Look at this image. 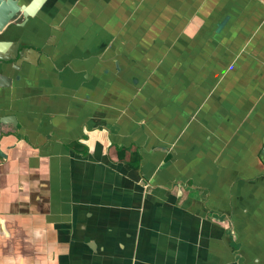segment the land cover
Wrapping results in <instances>:
<instances>
[{
    "label": "crops",
    "instance_id": "1",
    "mask_svg": "<svg viewBox=\"0 0 264 264\" xmlns=\"http://www.w3.org/2000/svg\"><path fill=\"white\" fill-rule=\"evenodd\" d=\"M22 19L0 32L39 52L0 62V264H264V0Z\"/></svg>",
    "mask_w": 264,
    "mask_h": 264
},
{
    "label": "water",
    "instance_id": "2",
    "mask_svg": "<svg viewBox=\"0 0 264 264\" xmlns=\"http://www.w3.org/2000/svg\"><path fill=\"white\" fill-rule=\"evenodd\" d=\"M46 0H31L28 4H20L18 0H0V32H3L16 19L23 18L18 25H24L28 19L35 16ZM30 50L39 54L35 49L20 47L19 42L0 40V62L13 63L19 69L24 61L32 62L27 58ZM33 63V62H32ZM12 78L0 72V86L11 85Z\"/></svg>",
    "mask_w": 264,
    "mask_h": 264
}]
</instances>
